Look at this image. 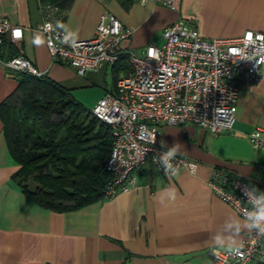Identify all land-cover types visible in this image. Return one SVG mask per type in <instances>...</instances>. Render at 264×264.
Listing matches in <instances>:
<instances>
[{
  "label": "crops",
  "instance_id": "1",
  "mask_svg": "<svg viewBox=\"0 0 264 264\" xmlns=\"http://www.w3.org/2000/svg\"><path fill=\"white\" fill-rule=\"evenodd\" d=\"M105 12L134 28L123 47L140 53L150 44L162 47L164 30L181 19L208 39L264 31V0H181L178 11L155 1L73 0L62 12L61 28L74 40L92 38ZM0 16L14 25L2 58L25 56L85 110L90 98L76 93L101 89L90 100L94 109L125 72L118 66L79 75L54 62L37 29L43 22L40 0H0ZM17 73L0 66V109L18 90ZM258 127L264 128V71L257 85L241 90L234 130L217 136L192 124L161 130L160 144L196 162V174L182 166L172 177L150 163L131 191L63 212L39 205L20 185L21 164L0 116V264H212L215 248L242 246L251 230L248 220L214 194L209 180L215 169L226 170L264 193V151L249 140Z\"/></svg>",
  "mask_w": 264,
  "mask_h": 264
},
{
  "label": "built area",
  "instance_id": "2",
  "mask_svg": "<svg viewBox=\"0 0 264 264\" xmlns=\"http://www.w3.org/2000/svg\"><path fill=\"white\" fill-rule=\"evenodd\" d=\"M155 1L178 11L181 0ZM43 22L38 26L54 62L74 68L79 75L90 71L129 65L113 91L92 110V115L111 129L113 145L105 168L110 175L103 199L110 200L138 184L139 171L151 161L165 174L164 157L169 151L160 144L161 130L189 124L214 136L234 130L239 94L257 85L264 71V31H247L234 38L203 37L185 19L169 25L162 47L150 44L145 52L123 47L134 34L132 26L105 12L92 38L74 40L61 28L64 15L52 4H41ZM12 22L0 16V49L12 31ZM0 66L18 73L43 77L25 56L4 59ZM256 150L264 151V128L249 134ZM173 168L185 166L197 173V163L180 155L168 158ZM264 172V166L262 168ZM167 175L175 176L171 172ZM214 194L247 220L261 205L253 204L262 194L248 178L215 169L209 180ZM246 193V194H245ZM250 222V221H249ZM238 253L215 248L212 264H258L264 259V235L246 234Z\"/></svg>",
  "mask_w": 264,
  "mask_h": 264
},
{
  "label": "trees",
  "instance_id": "3",
  "mask_svg": "<svg viewBox=\"0 0 264 264\" xmlns=\"http://www.w3.org/2000/svg\"><path fill=\"white\" fill-rule=\"evenodd\" d=\"M40 1L61 13L73 2ZM118 66L124 73L129 70L127 63L114 68ZM17 76L18 90L2 104L0 116L9 147L21 164L16 177L24 191L39 205L63 212L103 199L110 177L105 168L113 145L110 127L46 76ZM83 114L93 119L81 120ZM33 176L41 185L35 190L24 183ZM258 264H264V259Z\"/></svg>",
  "mask_w": 264,
  "mask_h": 264
},
{
  "label": "clouds",
  "instance_id": "4",
  "mask_svg": "<svg viewBox=\"0 0 264 264\" xmlns=\"http://www.w3.org/2000/svg\"><path fill=\"white\" fill-rule=\"evenodd\" d=\"M35 43L39 44L40 40L37 39ZM177 154V149L173 148L169 150L165 157H164V163H165V174L167 175L169 172H171L173 175L176 174V169L173 168V165L168 162V158L174 157ZM246 194V193H245ZM255 205H261L257 211H253L249 213V216L247 218L248 223H246V227L249 230H256L260 235H264V193H262L256 201L253 202ZM233 245H235V241L232 242ZM231 252L238 253L239 247H231Z\"/></svg>",
  "mask_w": 264,
  "mask_h": 264
},
{
  "label": "rangeland",
  "instance_id": "5",
  "mask_svg": "<svg viewBox=\"0 0 264 264\" xmlns=\"http://www.w3.org/2000/svg\"><path fill=\"white\" fill-rule=\"evenodd\" d=\"M110 71H111V69H109V74H110ZM111 82H112V77H111V75H109L108 76V83L109 84H111ZM101 91V89H99L98 87H94V88H91V89H88V90H85L83 93H76L74 96L75 97H79V99H82V97H85L86 95H87V97L88 98H90V100L92 101L93 99H94V95H95V93L97 94V93H99ZM82 95V96H81ZM90 100H88V101H85V102H83L84 103V106L86 107V111L87 112H89V113H91L92 114V110H93V108H92V106H91V101ZM90 101V102H89ZM82 118L83 119H81V120H88V119H93V117H88V116H86V114H83V116H82ZM36 123V122H35ZM37 125H38V123H36ZM100 127H101V124H100ZM99 127V128H100ZM38 128V130H40L41 129V127H37ZM110 139H112L111 138V134H110ZM22 181H23V179H22ZM24 183H27L28 185H29V187L32 189V190H35L37 187L39 188L41 185L35 180V177L33 176V177H30L27 181H25Z\"/></svg>",
  "mask_w": 264,
  "mask_h": 264
},
{
  "label": "snow or ice",
  "instance_id": "6",
  "mask_svg": "<svg viewBox=\"0 0 264 264\" xmlns=\"http://www.w3.org/2000/svg\"><path fill=\"white\" fill-rule=\"evenodd\" d=\"M17 35H19V33H17Z\"/></svg>",
  "mask_w": 264,
  "mask_h": 264
}]
</instances>
